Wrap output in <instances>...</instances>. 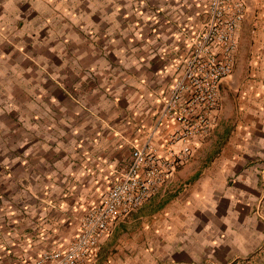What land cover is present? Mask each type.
<instances>
[{
	"label": "crops",
	"instance_id": "1",
	"mask_svg": "<svg viewBox=\"0 0 264 264\" xmlns=\"http://www.w3.org/2000/svg\"><path fill=\"white\" fill-rule=\"evenodd\" d=\"M207 4L0 0V264L77 236L148 142ZM246 6L213 129L93 264H264V0Z\"/></svg>",
	"mask_w": 264,
	"mask_h": 264
},
{
	"label": "built area",
	"instance_id": "2",
	"mask_svg": "<svg viewBox=\"0 0 264 264\" xmlns=\"http://www.w3.org/2000/svg\"><path fill=\"white\" fill-rule=\"evenodd\" d=\"M206 14L204 26L191 31L192 52L177 70L146 145L133 149L128 170L83 216L77 236L66 247L41 255L37 264H93L116 225L154 197L210 134L220 108V85L235 64L246 0H208ZM166 131L163 156L151 140Z\"/></svg>",
	"mask_w": 264,
	"mask_h": 264
},
{
	"label": "rangeland",
	"instance_id": "3",
	"mask_svg": "<svg viewBox=\"0 0 264 264\" xmlns=\"http://www.w3.org/2000/svg\"><path fill=\"white\" fill-rule=\"evenodd\" d=\"M192 38V36L190 35L189 36V40H188V44L190 43V39ZM192 52V48L190 47V53ZM190 53H189V55H190ZM188 55V56H189ZM236 59H237V54L235 53V61H236ZM232 72H233V70H232ZM232 74V73H231ZM121 228H122V225L120 224L119 225V230H117L118 231V233L116 234V233H113V236H112V242L110 243V246L111 245H113L114 244V247H116V249H113V251H112V253H116L117 252V250L119 251L120 250V248H121V243L125 240V239H123L121 236ZM133 229H135V228H132V230ZM116 231V232H117Z\"/></svg>",
	"mask_w": 264,
	"mask_h": 264
}]
</instances>
